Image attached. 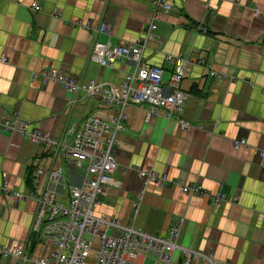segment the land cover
<instances>
[{
    "label": "crops",
    "instance_id": "obj_1",
    "mask_svg": "<svg viewBox=\"0 0 264 264\" xmlns=\"http://www.w3.org/2000/svg\"><path fill=\"white\" fill-rule=\"evenodd\" d=\"M0 0V122L14 112L56 139L71 138L69 129L92 111L112 112L98 97L72 92L40 70L53 67L81 81L118 85L132 70L127 58L111 65L89 59L99 22L111 26L112 43H133L151 21L152 0ZM172 8L156 11L154 37L143 58L163 68L166 83L170 56L185 66L182 110L160 107L147 117L148 105H125L123 127L115 135L118 186L106 187L95 212L122 218L128 225L165 236L182 217L178 246L170 264H183L182 247L191 250L186 264H264V0H169ZM202 58V63L196 59ZM214 70L217 74L213 75ZM190 124L181 128L180 119ZM235 139L244 141L235 146ZM52 149L0 125V244L43 249L29 233L35 201L14 192L40 190L31 178L36 165H49ZM67 168V179L77 170ZM63 167V166H62ZM164 174L157 185L143 181L137 168ZM201 183L190 194L181 184ZM232 197L212 205V195ZM41 245V246H40ZM0 264L20 263L0 257Z\"/></svg>",
    "mask_w": 264,
    "mask_h": 264
},
{
    "label": "built area",
    "instance_id": "obj_2",
    "mask_svg": "<svg viewBox=\"0 0 264 264\" xmlns=\"http://www.w3.org/2000/svg\"><path fill=\"white\" fill-rule=\"evenodd\" d=\"M31 7L40 8L39 0H33ZM172 8L169 0H152L151 21L139 40L133 43H112L109 40L111 26L99 22L97 31L105 33L107 40H95L91 46L89 59L100 65H111L116 58H127L132 63L118 85L104 84L93 79L81 81L53 67L40 70L42 80L49 78L60 82L72 92L83 90L89 97H98L112 112L103 114L92 111L78 125L69 129L71 138L56 139L48 131L32 125L21 118L17 112L3 118L0 125L7 131H17L27 135L36 144L52 149L53 162L49 165H36L31 178L36 186L41 173L46 181L40 190L31 189L27 193L14 192L16 198L31 197L35 209L29 226V233L43 244L39 254L26 251L22 244H0V257L16 258L27 264H170L177 244L182 217L174 221L165 236L148 233L141 227L124 224L122 218L95 212L99 195L106 187L118 186L121 181L115 177L118 169L114 153L115 135L123 127L124 107L129 103H147V117L158 112L160 107L170 111L182 110L185 93L181 88L187 60L180 56H170L173 62L171 75L163 82V68L144 60L143 49L148 40L154 37L156 11ZM5 61V57H0ZM203 62L202 58L196 59ZM206 64V63H204ZM211 73H217L212 70ZM189 122L179 120L181 128ZM235 139V146L243 142ZM261 155L263 150L257 149ZM64 156L66 166L77 170L76 179H67L64 168L56 161ZM143 187L153 181L157 185L166 182L164 174H158L150 167L137 168ZM181 190L190 194L204 191L201 183L181 184ZM232 197L221 192L212 195V205ZM186 264L191 250L182 247ZM202 256L217 264L208 253ZM90 256H92L90 258Z\"/></svg>",
    "mask_w": 264,
    "mask_h": 264
},
{
    "label": "rangeland",
    "instance_id": "obj_3",
    "mask_svg": "<svg viewBox=\"0 0 264 264\" xmlns=\"http://www.w3.org/2000/svg\"><path fill=\"white\" fill-rule=\"evenodd\" d=\"M63 162V161H62ZM62 166H63V168H64V171H65V174H66V176H67V172H68V170H67V168L65 167V164H64V162L62 163ZM42 243H45V240H42ZM41 246V245H40ZM92 256H90V258H91Z\"/></svg>",
    "mask_w": 264,
    "mask_h": 264
}]
</instances>
